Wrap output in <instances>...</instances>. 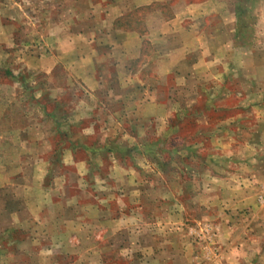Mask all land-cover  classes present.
Listing matches in <instances>:
<instances>
[{"label": "rangeland", "instance_id": "obj_1", "mask_svg": "<svg viewBox=\"0 0 264 264\" xmlns=\"http://www.w3.org/2000/svg\"><path fill=\"white\" fill-rule=\"evenodd\" d=\"M0 264H264V0H0Z\"/></svg>", "mask_w": 264, "mask_h": 264}, {"label": "crops", "instance_id": "obj_2", "mask_svg": "<svg viewBox=\"0 0 264 264\" xmlns=\"http://www.w3.org/2000/svg\"><path fill=\"white\" fill-rule=\"evenodd\" d=\"M51 3H55L56 5H60L61 10H69V11H77L78 6L82 7L83 0H48ZM152 2V1H151ZM126 1L124 2H118L110 4L106 9L105 12L107 13L105 22L102 25L103 29H105L104 37L101 39L98 36L100 25L96 24L94 21H89L80 18L76 22H72L67 25H62L59 23V20L56 23H50V28L52 27H66L67 28V39L68 43L71 42L72 44L79 43H87L91 44L92 47L95 49H100V47H104L107 50V54L102 55L99 51H93L95 53H92L90 55V60L93 62V67L100 68L102 65V61L106 60L109 61L113 67L116 70V77H121V75L124 77V75H127L129 73H132V71L129 70L128 67L132 66L135 61V57L133 56H127L125 54V57H116L115 55H112L114 53V50H117L119 47L124 46L121 45L117 38V33L120 31L119 27H121L120 24V17L121 16H128L130 15L135 9L139 8L143 5H149L150 3H136L135 5H128ZM91 5L93 6V2H91ZM65 7V8H64ZM62 22V21H61ZM63 29L61 31V34L63 33ZM130 37V36H128ZM148 37V35H143L140 33L131 34V38L137 39L139 41L143 40L144 38ZM149 38V37H148ZM151 44L153 45V48H155V44L158 42H161L160 40H152L149 39ZM126 52V51H125ZM80 60H83V57L79 58ZM122 70L120 72L119 70ZM129 70V71H128ZM115 74V73H114ZM100 72L97 73V71L93 68L92 71H81V76L84 78V81L91 84L92 87L95 89L99 86V82L101 81L99 79ZM119 79V78H118Z\"/></svg>", "mask_w": 264, "mask_h": 264}]
</instances>
